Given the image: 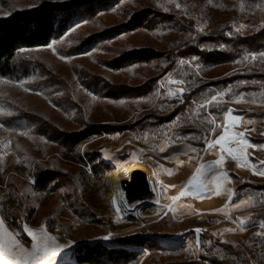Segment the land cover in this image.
Listing matches in <instances>:
<instances>
[{
  "label": "rangeland",
  "instance_id": "rangeland-1",
  "mask_svg": "<svg viewBox=\"0 0 264 264\" xmlns=\"http://www.w3.org/2000/svg\"><path fill=\"white\" fill-rule=\"evenodd\" d=\"M69 1L74 0H0V17ZM145 9L153 13L150 20L129 29ZM215 29L227 31L230 44L203 39ZM263 31L264 0H119L93 18L75 20L48 46L22 53L36 67L0 78L4 229L30 248L29 230L43 226L66 246L53 264H75L72 253L81 246L119 248V240L131 237L155 245L126 247L141 253L128 264H264V235H257L264 233V176L258 174L264 171ZM102 32L95 44L82 46ZM255 36L259 39L251 41ZM133 50L165 56L112 68L115 59ZM197 51L212 54V60L197 57ZM246 73L253 75L241 77ZM192 93L193 101L179 110ZM228 110L238 121L225 118ZM98 125L128 127L102 133L74 151L55 138ZM222 126L244 149L245 164L220 144L208 147L225 134ZM221 156V165L208 167ZM135 164L148 174L152 191L131 200L132 210H123L111 196L107 176L121 169L130 179ZM202 165L203 176L180 196ZM55 167L69 177L55 191L38 192L36 170ZM214 177L220 180L219 194ZM240 185L247 186L236 199ZM240 219L246 221L244 230ZM218 244L244 250L249 261ZM66 255L71 261L63 260Z\"/></svg>",
  "mask_w": 264,
  "mask_h": 264
},
{
  "label": "trees",
  "instance_id": "trees-1",
  "mask_svg": "<svg viewBox=\"0 0 264 264\" xmlns=\"http://www.w3.org/2000/svg\"><path fill=\"white\" fill-rule=\"evenodd\" d=\"M118 1L119 0H74L63 3H49L39 9L31 8L17 12L11 17H0V78L14 77L19 74L22 75L25 74L30 67H36L37 62L26 59L22 56V53L48 46L51 41L58 40L64 36L75 20L93 18L100 11L108 10L113 7ZM152 15L153 13L147 9L138 12L127 24V27L129 29L142 27L150 20ZM157 16L162 17V14L157 13ZM165 20L171 21L172 19L168 16L165 17ZM226 32L227 31L224 29H215L211 31L208 36L203 37V39L217 45H227L230 44L229 41L231 40L228 39ZM105 33L106 32H102L88 38L82 46L85 47L95 44L99 37L103 36ZM257 39L259 38L255 36L251 41H256ZM242 42L243 40L241 43ZM235 43L239 44L240 42ZM249 45H253V42ZM232 46L234 47L233 44ZM189 51L190 50H185L182 53L187 55ZM175 53H179V51ZM222 54H226V52ZM186 55L184 57H187ZM164 56L162 53L159 54L152 50H133L120 55L111 65L112 68L119 69L130 64L147 63ZM196 56L210 61L213 55L207 54L205 51H197ZM168 62L170 65H174L172 60H168ZM252 75L253 73H246L241 77L250 79ZM232 77L214 82L212 86H218L227 79H232ZM194 96L193 93L184 96L185 103L179 107V110L185 108ZM175 113L176 111L170 114L173 116ZM137 124L139 125L140 122ZM127 127L128 126L98 125L94 128H86L63 136L57 135L58 137L55 138H59L64 148L69 149L68 151H74L83 144L102 135V133H109L115 130L118 131L120 129H126ZM43 131L47 132V130ZM78 159H80V161L82 160L80 155H78ZM102 165L104 164L102 163ZM105 167L108 169L109 165L106 164ZM94 170L97 171L98 167L94 166ZM68 177L69 174L62 172V169L58 167L40 168L35 172L33 186L38 192L55 191V188H60L63 181ZM245 186L247 185H240L238 187L236 199L240 198V193ZM256 187L260 188V186ZM148 243L151 246L155 245L154 242L151 243L149 239L139 237L119 240L118 245L122 246L119 248L109 247L102 243H95L77 248L73 251L72 257L75 260V264H128L136 261L141 253L137 250L127 249L126 247L144 248L149 245ZM218 246L222 247L227 254L243 259L244 262L249 261L244 250L236 249L228 244H218Z\"/></svg>",
  "mask_w": 264,
  "mask_h": 264
},
{
  "label": "snow or ice",
  "instance_id": "snow-or-ice-1",
  "mask_svg": "<svg viewBox=\"0 0 264 264\" xmlns=\"http://www.w3.org/2000/svg\"><path fill=\"white\" fill-rule=\"evenodd\" d=\"M242 27L243 25L241 26V28ZM173 83L181 82L173 81ZM225 118L232 121H235L237 119L236 117L232 116L231 110H228V112L225 114ZM222 127H224L225 134L219 136L218 139L210 142L208 145L209 148H212L214 144H221L222 141L226 143L231 142L227 140L228 128L226 126ZM236 135L242 137L243 133H236ZM243 143L247 144L246 141H244ZM224 147L225 145L221 144V148L223 149ZM160 150L164 151V148L162 147ZM233 151L234 150L232 148H227L228 154L232 155L233 159H237V157L233 155ZM240 151L243 152L244 149L241 148ZM222 162L223 156H221V159L214 161L208 167L211 168L213 166H219L222 164ZM203 174L204 166L202 165L200 168H197L196 172L187 180L186 184L184 185V189H182V191L180 192V196L186 194L188 186L196 185L200 177L203 176ZM258 174L264 176V171H260ZM211 182L216 183L217 194H219L218 190L221 186L219 178L214 177L213 181ZM199 187H204V183L202 181L200 182ZM172 199L175 201L179 199V196L173 197ZM245 223V220H239V227L241 230H244ZM262 227H264V225H262ZM196 231L199 232L201 230L196 229ZM227 231H232V229H227ZM29 234L32 237V244L30 248H26L18 239H16V237L12 233L7 232V230L4 229L3 221L0 220V264H53V258L57 255L58 251L66 247L65 245L57 244L56 238L54 236L49 235L45 231L43 226H41V228L37 230H29ZM257 235H264V233H257ZM104 239H108V237H104Z\"/></svg>",
  "mask_w": 264,
  "mask_h": 264
},
{
  "label": "bare ground",
  "instance_id": "bare-ground-1",
  "mask_svg": "<svg viewBox=\"0 0 264 264\" xmlns=\"http://www.w3.org/2000/svg\"><path fill=\"white\" fill-rule=\"evenodd\" d=\"M237 121H238V118H237ZM230 139H231L230 136H227V140L231 141ZM221 144L225 145V147L223 149L226 152H227V148H232L234 150L233 155H235L237 157L236 160L242 164H245L244 163L245 158L242 155V152H240L241 147L238 145V143L234 144L232 142L226 143V142L222 141ZM140 168H141V165L135 164L131 167V170L134 172L135 170L140 169ZM107 178H108V183L110 185L111 196L117 199L119 206L123 210H132L131 205H130L131 200H129L127 192H126L124 185H123L124 181L127 179L122 175V170L121 169H114V170L110 171L108 173ZM151 190H152V188H151ZM63 260L69 262V261H71V257L69 255H66L63 258Z\"/></svg>",
  "mask_w": 264,
  "mask_h": 264
},
{
  "label": "water",
  "instance_id": "water-1",
  "mask_svg": "<svg viewBox=\"0 0 264 264\" xmlns=\"http://www.w3.org/2000/svg\"><path fill=\"white\" fill-rule=\"evenodd\" d=\"M123 185L129 200L145 197L152 191L149 176L142 169L135 170L132 177L125 180Z\"/></svg>",
  "mask_w": 264,
  "mask_h": 264
}]
</instances>
